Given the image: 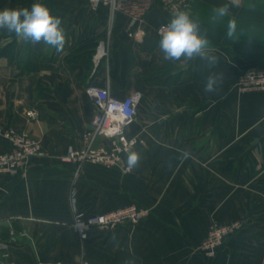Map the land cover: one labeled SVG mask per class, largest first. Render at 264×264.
Instances as JSON below:
<instances>
[{"label":"crops","instance_id":"obj_1","mask_svg":"<svg viewBox=\"0 0 264 264\" xmlns=\"http://www.w3.org/2000/svg\"><path fill=\"white\" fill-rule=\"evenodd\" d=\"M36 2L61 17L66 41L61 52L32 45L41 54L39 72L19 76L16 66L0 58V127L29 133L49 152L21 176H0V242L8 245L0 251V264H77L82 256L90 264H264V92L235 86L242 71L264 68V0H191L188 12L210 41L214 66L200 57L163 59L157 30L171 16L158 3L135 27L121 13L111 26L108 9L92 10L89 0H8V7ZM224 4L228 16L213 22L212 9ZM229 19L237 25L231 39ZM110 29V46L115 38L132 47L135 64L124 87L111 81L107 65L94 75L95 69L87 74L82 65L65 61L83 35L96 38L99 49ZM12 40L22 43L12 34L0 48ZM100 60L95 56V66ZM164 62L177 67L169 74L178 77L170 87L148 82ZM210 74L223 78L214 93L204 91ZM42 76L54 84L55 107L37 97ZM89 84L109 87L120 99L142 96L126 132L144 142L134 150L140 160L130 172L86 163L75 180L73 166L61 161L69 147L83 145L96 113L86 93ZM11 149L0 137V154ZM72 189L86 214L131 204L151 212L137 225L122 224L82 246L72 227ZM212 220L243 226L207 259L198 247Z\"/></svg>","mask_w":264,"mask_h":264},{"label":"built area","instance_id":"obj_2","mask_svg":"<svg viewBox=\"0 0 264 264\" xmlns=\"http://www.w3.org/2000/svg\"><path fill=\"white\" fill-rule=\"evenodd\" d=\"M190 2L191 0H89L92 10H97L100 6L108 9L111 26L116 15L121 13L130 19L131 27L143 23L146 15L157 3L163 13L171 16L178 9L189 11ZM140 32L141 30L138 29L137 33ZM133 36L134 34L130 33V37ZM110 39L111 29L107 41L98 49L97 59L109 57ZM235 86L240 92H264V68L252 67L242 71ZM86 93L92 100L96 113L90 122L89 129L83 135V145L80 148L69 147L61 161L73 166L75 180L80 176L86 163L108 168L120 167L124 172H130L131 169L127 166V153L134 151L144 142L139 137H129L126 132L138 115L142 96L137 93L120 99L112 94L109 87L101 88L94 84L87 86ZM28 115L35 117L36 113L29 112ZM0 137L12 147L10 152L0 154V176H21L33 161L49 156L42 142L29 133H19L12 128L0 127ZM70 204L73 212L72 227L82 246H85L93 237L106 238L122 224L137 225L151 212L149 208L131 204L105 214H86L79 207L73 189L70 192ZM242 226L241 221L222 225L212 220L208 235L198 247V252L207 259H213L225 240L238 232ZM7 248L8 245L5 242H0V251H5ZM6 256V253L3 254L4 258ZM36 264L72 263L39 260ZM77 264H90V262L82 256Z\"/></svg>","mask_w":264,"mask_h":264},{"label":"clouds","instance_id":"obj_3","mask_svg":"<svg viewBox=\"0 0 264 264\" xmlns=\"http://www.w3.org/2000/svg\"><path fill=\"white\" fill-rule=\"evenodd\" d=\"M227 4L214 7L211 19L213 22L228 16ZM237 25L234 19L227 22V37L233 38ZM0 31L14 34L25 44L44 45L47 48L61 52L64 49L66 34L62 27V19L54 16L51 10L43 3H33L30 7L0 9ZM159 49L166 61L177 62L192 60L196 57L207 60L210 66L217 63V58L209 55L210 41L206 34H202L198 19L193 18L186 10H176L171 14L168 22L161 26L158 32ZM222 76L210 74L204 83L206 93L216 92ZM140 156L136 151L127 153L129 169L137 167Z\"/></svg>","mask_w":264,"mask_h":264},{"label":"trees","instance_id":"obj_4","mask_svg":"<svg viewBox=\"0 0 264 264\" xmlns=\"http://www.w3.org/2000/svg\"><path fill=\"white\" fill-rule=\"evenodd\" d=\"M5 7H8V0H0V9ZM11 37L12 34L0 31V41L11 39ZM98 46L99 41L96 38L83 35L71 53L65 57V61L67 64L82 65L87 74L92 73L95 69L94 75H97L99 70L107 65L111 81L124 87L127 76L135 64L131 44L112 38L109 57L101 59L98 65L95 66L94 58ZM40 57L41 54L34 51L32 44L18 43L16 40H12L0 48V58H6L9 65L16 66L19 76L39 72ZM176 69L177 67L169 62L158 64L154 67L152 73L148 75V82L153 81L157 85L170 87L178 79V77L169 76ZM53 86L52 80L46 76H42L37 84V97L49 103L51 108L58 104L53 102ZM66 97L64 96V100Z\"/></svg>","mask_w":264,"mask_h":264}]
</instances>
